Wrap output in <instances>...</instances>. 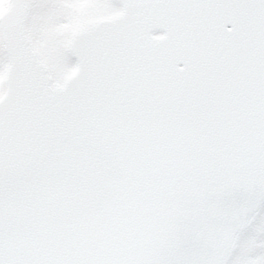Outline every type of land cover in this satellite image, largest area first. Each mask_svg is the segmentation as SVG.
Wrapping results in <instances>:
<instances>
[{
    "label": "snow or ice",
    "instance_id": "obj_1",
    "mask_svg": "<svg viewBox=\"0 0 264 264\" xmlns=\"http://www.w3.org/2000/svg\"><path fill=\"white\" fill-rule=\"evenodd\" d=\"M0 264H264V0H0Z\"/></svg>",
    "mask_w": 264,
    "mask_h": 264
}]
</instances>
